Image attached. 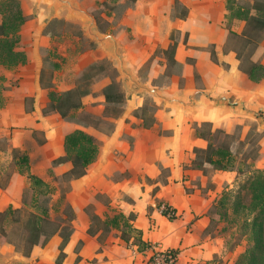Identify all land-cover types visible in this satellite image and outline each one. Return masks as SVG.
I'll list each match as a JSON object with an SVG mask.
<instances>
[{
  "label": "crops",
  "instance_id": "obj_1",
  "mask_svg": "<svg viewBox=\"0 0 264 264\" xmlns=\"http://www.w3.org/2000/svg\"><path fill=\"white\" fill-rule=\"evenodd\" d=\"M20 1L27 17L20 31L23 45L20 49L27 53L28 60L13 69L0 64L4 86L9 87L12 80H17L16 85L0 93V211L10 206L21 207L24 190L29 185L27 173L18 166L16 150L28 156L30 171L34 173L38 157L52 166L54 158L65 154L66 135L75 129L83 130L59 112L43 113L50 98L41 85V72L46 65L38 39L52 19L50 6L36 4L34 0ZM76 1L96 18L88 5L104 0ZM177 3L184 10L182 16L174 14ZM44 6L49 10L48 21L41 12ZM228 14L227 0L133 2L121 20L125 25L122 34L113 32L119 39L126 38L120 40L122 53L127 46L128 53L135 55L133 59L125 55L128 69L139 76L142 64L153 59L148 71L150 81L145 83L153 85L151 80L158 79L156 85L164 95L185 105L155 97L158 105L153 115L155 121L145 126L144 120L134 114L143 106L144 95L126 93V101L120 104L124 108L122 115L112 118L115 128L106 134H95L102 140L99 153L83 176L93 181L94 191H85L83 206L74 209L76 218L64 247L65 261L59 264H146L152 254V249L140 251L128 247L114 235L115 228H102L90 234L93 220L86 209L92 205L101 217L113 216L117 211L126 215L135 212L134 225L142 230L143 239L160 248L177 249L176 264H234L244 251L242 246L228 250L218 231H207L213 204L226 188L234 186L237 173L217 170L206 174L190 166L196 158L195 149L208 145L197 134L195 123L210 122L213 129L227 133L240 127L241 136L245 137L252 122H258L262 155L256 164L264 169V77L254 81L241 69L237 50L229 45L230 28L242 34L247 22L238 18L229 22ZM35 26L36 33L29 29ZM174 31L180 33L175 40ZM33 35L35 44L24 46ZM173 42L177 43L174 54L177 69L165 75L166 63L161 64L159 60L163 58L153 55L158 48L165 51ZM252 60L264 64V35ZM163 78L165 81L161 82L159 79ZM100 97L106 101L104 93ZM40 134L41 144L37 139ZM70 166L66 162L54 170L62 174ZM115 173L123 176L115 180L111 178ZM100 193L108 195L109 207L116 204L120 209L113 208L116 211L113 215L110 211L102 216ZM157 200L174 207L178 216L170 219L163 214L156 206ZM62 241L63 236L56 233L43 247L35 246L33 250L39 248L37 256L50 262L59 257ZM79 242L81 247L75 250Z\"/></svg>",
  "mask_w": 264,
  "mask_h": 264
},
{
  "label": "trees",
  "instance_id": "obj_2",
  "mask_svg": "<svg viewBox=\"0 0 264 264\" xmlns=\"http://www.w3.org/2000/svg\"><path fill=\"white\" fill-rule=\"evenodd\" d=\"M243 0H227L229 22L234 18L247 22L242 34H238L230 28L232 35L242 37L244 46L250 47L246 57L237 52L240 67L254 81H260L264 77V64L253 62L252 55L264 35V0H253L250 6L244 5ZM247 1V0H245ZM250 1V0H249ZM26 15L20 0H0V64L8 69L25 64L28 60L27 53L20 49V31L26 22ZM177 43L173 42L165 50L171 61L175 62V50ZM213 59L216 60L214 51ZM247 60V62L245 61ZM246 62V63H245ZM89 76L87 75L86 79ZM88 85V83H86ZM90 89L74 87L65 93H59L54 89L49 91L50 102L43 109L44 114L56 111L66 120H73L75 111L83 106V96ZM106 101L109 104H118L126 101V92L121 89L120 82L112 79L103 88ZM119 116L123 109L116 108ZM145 123V126L153 124ZM207 126L208 129H203ZM197 134L208 141L205 149H195L196 158L192 160L191 167L203 170L204 173H212L217 170H230L237 173L235 187L226 188L213 204L211 224L207 231L213 233V224L216 222L214 214L219 216V221H227L222 231L234 227L239 237L233 246L246 243L245 250L238 256L234 264H264V169L257 166L261 158V146L250 145L248 136L243 139L233 133H227L223 129H213L210 122L195 123ZM100 143L91 133L75 129L65 137V154L53 159L52 167L70 162L71 166L61 176H56L57 185H52L41 176L32 173L29 167L28 156L16 150L18 166L22 172H26L30 180L29 188L23 194L22 206H10L0 211V237L1 241L14 245L15 249L23 255L29 256L37 245H44L49 239L61 231L63 241L60 245L61 253L57 263L65 256L64 247L69 240L75 210L66 200L71 183L87 174L89 166L96 160ZM243 177L240 181V179ZM59 191L56 204L49 206L50 197ZM50 196V197H49ZM55 206V209H54ZM156 206L170 219L178 215L176 209L161 200L156 201ZM60 210L55 217L51 212ZM149 209H152L150 207ZM65 215V216H63ZM137 214L131 212L126 215L118 212L104 219L93 214L95 225L89 228L90 234H95L102 228H115L121 232L120 237L126 245L135 246L140 251L152 249L153 244L143 239V232L134 225ZM8 224H17L18 231L15 237H11ZM173 249V248H172ZM178 255V250L173 249ZM178 258V257H177ZM153 251L146 264H152Z\"/></svg>",
  "mask_w": 264,
  "mask_h": 264
},
{
  "label": "rangeland",
  "instance_id": "obj_3",
  "mask_svg": "<svg viewBox=\"0 0 264 264\" xmlns=\"http://www.w3.org/2000/svg\"><path fill=\"white\" fill-rule=\"evenodd\" d=\"M83 1L91 2V0ZM133 2H135V0H104L102 2L97 1L96 3L89 4L88 8L95 14L97 19V30L102 34L113 32L118 35L122 34V30L125 29V25L121 24V20L128 14L129 9L132 8ZM242 3L244 5L250 6L253 3V0H243ZM41 12L48 21V7L44 6ZM183 13L184 10L182 6L177 3L174 14L182 16ZM33 16H36L35 13ZM33 16L31 19H33ZM29 29L35 33L38 31L37 26L30 27ZM42 34L43 36L38 39V43L40 45L41 56L44 59L46 68H44L41 72V85L48 92L51 89H54L59 93H65L67 90L74 87H80L81 89L88 87L90 89V92L83 96V106L75 111L74 116L72 117L73 120H70L71 122L79 124L83 127V130L93 135L97 133L99 135L106 134L114 129L116 124L112 118L117 114L115 109L120 107L124 111V108L118 104H109L108 102L104 101L100 95L103 94L104 86L107 85L112 79H116L120 82L121 89L127 94L132 95L137 93L144 95L145 98L143 106L136 109L134 114L140 116V118H142L145 123H151L152 118H154V112L158 107L157 100H155L156 96L148 91L142 90L136 85H132V90L130 91L128 78L125 77L119 70L118 61L113 59L112 48L110 46H103L99 42L93 41L86 34L84 19L78 18L76 15L71 14L68 9H63L60 11L58 16L52 18L46 23ZM33 36L34 37L30 38L29 42L24 46H33L35 44V35ZM179 37L180 33L175 31L172 33L173 40ZM117 39L119 41L126 40V38ZM229 45L230 47L236 49L237 52L243 53L245 55L244 57L248 55L251 47H245L244 39L232 34L229 36ZM21 46L23 45L20 44V47ZM123 50L124 53L122 54L124 57L127 55L130 59H133L135 55L128 53L127 46L124 47ZM160 57L163 58L159 60L161 64H164V62L166 63L165 75H171L176 71L177 64L170 60L167 52L158 48L153 55V58ZM152 60L153 59H150L142 64L141 68L139 69V76H136L135 72L133 71L132 73H134L136 79H138L143 84L149 87H157L156 84H158V79L151 80L153 85L145 83V81H150L148 71ZM245 61L247 62V60ZM87 75L89 76L88 79H86ZM159 80H162L161 82L165 81L164 78ZM86 83H88V85ZM16 84L17 80H12V85L14 86ZM9 87L4 86L3 81L0 80V93L3 91V89H7ZM85 100L86 103L84 104ZM31 101L32 99H30V102ZM122 113L119 116H121ZM258 126V122H252L249 132L245 137L241 136L240 127H238L233 134L243 139L248 136L250 145L256 146L259 144V140L262 135L258 130ZM203 129H208V127L203 126ZM96 138L98 141H100V143L102 142L99 137L96 136ZM37 139L41 144L43 142V135H37ZM34 173L44 178L52 185H57L58 182L56 181V176H61V174H57L55 172L52 166L45 165L40 157L36 159ZM121 176L123 175L120 173H115L111 176V178L117 180ZM242 178L243 177L238 180L240 181ZM29 185L25 188L24 192L29 188ZM235 185H238L237 177L233 187H235ZM94 186L95 184L92 180L87 177H81L74 183H71L66 200L73 206L74 209H76L77 205L83 206L85 198H87V195H85L84 192L87 190H92L93 192ZM58 196L59 191H56L53 196H49L50 200L48 205L53 206V204H56ZM98 198L102 204L100 209V212H103L102 216H106L104 214L110 211L113 215L116 212L115 210L120 209L119 205L116 204H112L110 206L112 208L109 207V197L106 193L98 194ZM105 205L108 206V211H105ZM113 208H115V210H113ZM54 209H52L51 212L52 217H55L57 213L61 214L60 210L54 211ZM86 211L91 215L93 224L95 225L96 221L93 218V214H96V207L93 205L89 206L87 207ZM214 216L216 218V222L213 224V233L218 231V233L221 234V236L224 238L226 248L228 250H233L239 246H242L245 250V242H242L241 245L233 248L234 244L239 240L236 229L234 227H229L228 230L222 231L224 226H228L227 221H219V216L217 214H214ZM102 218L104 219L105 217ZM17 228V224H8V230L11 237H15V234L18 231ZM57 233L62 234L61 231H58ZM114 235L116 237H120L121 232L117 230L114 232ZM41 247H43V245ZM80 247L81 242H79L75 250H78ZM129 247L134 248L135 246L132 245ZM37 249L39 248H36V251L32 250L31 254L26 256L17 251L14 245L1 241L0 237V262L11 261L10 264H59L60 262L65 261L64 256L58 263V258H55L50 262H43L37 256V253H39Z\"/></svg>",
  "mask_w": 264,
  "mask_h": 264
},
{
  "label": "water",
  "instance_id": "obj_4",
  "mask_svg": "<svg viewBox=\"0 0 264 264\" xmlns=\"http://www.w3.org/2000/svg\"><path fill=\"white\" fill-rule=\"evenodd\" d=\"M36 4L46 3L50 6V16L51 18L59 15L60 11L63 9H68L71 14L76 15L78 18L85 20L86 34L96 42H99L103 46H110L113 52V59L117 60L119 63V70L121 73L129 80V89L132 90V85H136L144 91H148L151 94L158 97L160 100L167 102H179L183 105L181 100L176 98H171L163 94L161 89L157 87H149L138 79H136L134 73L130 71L127 67V62L122 54V46L120 41L116 38L113 33L102 34L96 28L97 22L96 18L87 10L81 7L76 0H34ZM130 95V94H128ZM11 261L0 262V264H10Z\"/></svg>",
  "mask_w": 264,
  "mask_h": 264
},
{
  "label": "built area",
  "instance_id": "obj_5",
  "mask_svg": "<svg viewBox=\"0 0 264 264\" xmlns=\"http://www.w3.org/2000/svg\"><path fill=\"white\" fill-rule=\"evenodd\" d=\"M152 251V264H176L177 262L178 255L172 248H160L157 245H153Z\"/></svg>",
  "mask_w": 264,
  "mask_h": 264
}]
</instances>
